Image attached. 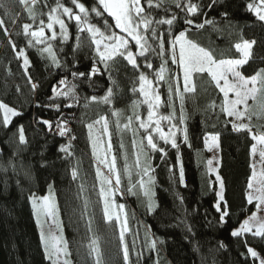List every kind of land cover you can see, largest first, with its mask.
Here are the masks:
<instances>
[{"label":"snow or ice","instance_id":"6c2138e0","mask_svg":"<svg viewBox=\"0 0 264 264\" xmlns=\"http://www.w3.org/2000/svg\"><path fill=\"white\" fill-rule=\"evenodd\" d=\"M217 3L218 0H210L208 4H204L203 0H0V10H3V17H7V20L0 17V30L9 37L8 44L14 58L20 62L30 91L35 94L40 84L33 80L29 71L32 61L27 49H35L48 62L47 67L59 70L58 79L51 85V94L48 96V101L53 103H37V107H53L60 115L55 121L41 119L36 123L44 125L48 133L65 138L66 142L58 147V152L63 154L61 159L74 158L72 142L77 138L70 127L71 120L62 113V108L80 106L88 109L92 104L109 107L113 119H110L109 114H98L86 127L95 159V178L99 183L102 215L106 222L115 221L119 226L124 264H138L143 252L137 253L136 262L130 259L136 242L134 239L130 248L125 240L126 233L131 230L129 215L125 205L117 204L115 198L117 194L142 197L146 212L149 215L156 213L160 205L155 199L153 154L159 153L161 160L166 159L168 146L177 153L176 160L180 164L179 184L187 187L180 143L192 147L189 142L186 102L191 99L195 103L198 80H206L208 86L216 91V99L204 108L209 118L220 120L223 117V127H230L235 133H244L251 141V172L244 193L246 206H250L251 210L246 218L238 222L237 227L231 229L230 234L242 239L246 252L240 255L245 260L251 258L258 261V264H264V257L247 240L248 236L264 240V215H261L264 213V123H260L264 121V67H256L251 73L246 71V66L251 67L257 58L254 51L257 41L245 38L243 32L231 44V49L238 54L234 56H226L223 51L217 53L215 49L205 47L193 38L194 31L209 27L216 32L228 31L231 35L232 26L227 11L220 13L226 22L223 28L215 18H209L205 11ZM17 4L22 11L15 10ZM245 7L257 21L264 24V0H247ZM25 13L31 23H23L21 31L15 33L25 39V46L20 47L11 39L13 33L9 31L8 23L15 27ZM70 25L75 27L74 37ZM73 38L74 43L69 45V59L64 45ZM81 53L90 61L83 71L77 59ZM154 58L160 61L158 66ZM260 60L264 63V57H260ZM8 71L11 74V70ZM121 74L129 81V91L133 97H137L129 105L130 115L113 107L116 96L121 92L118 79ZM96 78L107 80L104 94L81 95L82 85L95 90ZM165 87L166 98L162 92ZM16 92H21L19 85L16 86ZM142 107L145 113H141ZM162 107L167 111L161 112ZM69 115L74 118L73 114ZM22 116L21 110L0 99V126L5 129L15 126L14 135L18 136V145L27 146L29 141L24 125L14 121V118ZM112 128L121 134L119 157L113 150ZM125 132L132 134L131 163L123 143L122 134ZM178 134L182 136L180 142ZM204 144L210 152L213 149L219 150L220 133L207 134ZM21 151L18 148L6 162H0V171L7 174L11 169L14 174H18L16 158ZM118 158L123 159L120 167ZM220 166L221 159L218 156L204 161L205 175L214 177V180H208V188L214 195L211 207L217 214L214 220L217 225L224 226L229 224L232 211L226 199V184ZM20 169H24L22 163ZM24 174L28 176L30 171L26 170ZM70 174L74 181L79 178V161L71 167ZM125 178L127 183L121 190ZM79 187L83 192L84 184L81 183ZM48 188L49 194L46 196L36 197L33 193L29 197L37 217L45 258L50 264H72L69 243L63 236L62 227L57 225L58 233L53 232L51 226L45 232L41 221V217H44L45 222L48 218L55 222L57 217L53 185L49 184ZM177 198L183 206L184 197L177 194ZM87 203L85 201V208ZM197 211L193 209L192 214ZM183 212L184 217L180 223L187 232L192 233V225L186 219L188 210L184 208ZM208 223L212 224L213 221ZM87 227L91 231V219L87 221ZM145 227L144 246L159 256L158 245L164 244V241L152 233L150 225ZM87 247L88 255L95 257L94 264H105L98 238H90ZM225 247L222 241L219 242V248ZM154 264H161L160 259H156ZM212 264H215V260Z\"/></svg>","mask_w":264,"mask_h":264},{"label":"trees","instance_id":"16d2710c","mask_svg":"<svg viewBox=\"0 0 264 264\" xmlns=\"http://www.w3.org/2000/svg\"><path fill=\"white\" fill-rule=\"evenodd\" d=\"M203 2L208 4L210 0ZM246 3L247 0H218L212 9H205L209 18H215L221 28L225 27L226 22L220 13L227 11L228 21L232 26L231 35L228 31L216 32L209 27L199 32L194 31L192 36L205 47L213 48L217 53L223 51L226 56L238 55L231 49V44L239 39L240 32H243L247 39H255L257 44L254 51L257 58L251 63V67L246 66V71L251 73L256 67H264L260 60V57H264V24L247 11ZM15 10L22 11L18 4L15 5ZM0 17L7 20V17H3V10H0ZM23 23H31L26 13L21 16L15 27L8 23L9 31L13 33L11 39L20 47L25 46V39L15 33L21 31ZM70 31L74 37L75 27L70 25ZM8 39L9 37L0 30V99L23 112V116L14 118V121L24 125L29 143L27 146H19L18 136L14 135L16 127L5 129L0 126V149H3L0 152V162H6L15 150L22 149L20 156L16 158L18 174H14L11 169L7 174L0 171V264H49L35 222L32 201L29 199L33 193L36 197L48 193L49 184L53 185L58 210L55 224L56 227L57 225L62 227L63 236L69 243L72 264H94L95 257L88 255L87 247L92 237L99 240L105 264H124L119 226L115 221L106 222L102 215V202L96 188L98 182L95 178V159L92 156L89 130L86 127V124L96 119L98 114H109L110 119H113L109 107L92 104L88 109L80 106L72 109L62 108V113L71 120L70 127L77 138L72 142L74 158L61 159L63 154L58 152V147L66 142L65 138L48 133L44 125L36 123L41 119L55 121L60 115L53 107H37V103H53L48 101V96L51 94V85L58 79L59 70L47 67L48 62L42 59L35 49H27L29 59L32 61L29 71L33 80L40 84V88L33 94L20 62L14 58ZM72 43L74 38L64 45L65 52L69 53V59H71L69 45ZM84 51L87 52V48ZM77 59L80 61V70H86L90 61L85 58L84 53L79 54ZM159 63L160 61L155 59L157 66ZM8 69L11 70V74ZM121 72L123 73V69ZM118 79L121 92L116 96L113 107L130 115L129 105L137 97H133L129 91L131 85L123 74ZM96 84L95 90L82 85L81 95H103L108 86L107 80L96 78ZM17 85L21 88L20 93L16 92ZM197 86L195 103L191 99L186 102V111L189 115L187 127L192 147L180 143V157L187 187L179 184L180 164L176 160L177 153L168 146L166 159L161 160L159 153L153 154L155 199L160 205L156 213L149 215L144 203L137 196L117 194L115 198L116 203L125 205V211L129 215L131 230L126 233L125 240L130 248L134 239L136 242L130 259L136 262L137 253L143 252L138 264H154L156 259H160L161 264H212L213 260L215 264H255L251 258L245 260L240 255L246 252L242 239L234 238L230 234L231 229L251 210L244 200L246 180L251 172L249 168L251 141L246 134L235 133L230 127H223V117L220 120L209 118V113H206L204 108L211 100L216 99V91L208 86L206 80H198ZM162 92L166 98V87L162 88ZM140 111L145 113L146 110L142 107ZM166 111V108H161V112ZM69 113L73 114L74 118ZM111 130L113 150L119 157L118 145L121 134L116 133L114 128ZM215 133H220V173L225 180V195L232 211L229 224L224 226L215 223L214 218L217 214L211 207L214 195L208 188V180H214V177L206 176L204 167V161L207 160L204 139L207 134ZM122 136L131 163L132 134L125 132ZM181 140L182 136L178 134V142ZM77 161L79 178L74 181L70 169ZM21 163L24 169H20ZM117 163L118 167L122 166L123 159L118 158ZM26 170L30 171V175L25 176ZM81 183L84 184L83 192L79 187ZM126 183L125 178L121 190ZM177 194L184 197L183 206L180 205ZM85 201H88L86 208ZM184 208L188 210L186 219L192 225V233L187 232L185 226L180 223V219L184 217ZM193 209L198 211L192 214ZM206 212L208 215H205ZM89 219L91 231H88L87 227ZM209 221L213 223L209 224ZM147 225L151 226L156 237L164 241V244L158 245L159 256L155 252H149L144 246ZM247 240L251 247L264 255V240L251 236H248ZM221 241L226 245L225 248H219Z\"/></svg>","mask_w":264,"mask_h":264},{"label":"rangeland","instance_id":"374dc122","mask_svg":"<svg viewBox=\"0 0 264 264\" xmlns=\"http://www.w3.org/2000/svg\"><path fill=\"white\" fill-rule=\"evenodd\" d=\"M97 128H99V126H96ZM165 130H167V129H165ZM214 151V150H213ZM213 155L214 156H216L214 153H213ZM93 159H94V157H93ZM94 162H95V160H94ZM102 167V166H101ZM96 188H97V190L99 191V183H97V185H96ZM49 194V192L48 193H44V194H42V195H39V196H37V197H43V196H46V195H48ZM39 202V201H38ZM118 204V203H117ZM102 207H103V205H102ZM33 211H34V209H33ZM261 215H264V213H261ZM34 217H35V222L37 221V217H36V215L34 214ZM246 218V217H245ZM41 221L44 223V230H45V232H47L48 230H49V226H51V228H52V231L53 232H57L58 233V229H57V227H56V224H55V222L51 219V218H48L47 220H46V222H45V218L44 217H41ZM36 224H37V222H36ZM37 229H38V232H39V235H40V229L38 228V226H37ZM258 252V251H257ZM262 257H264V255H262V254H260ZM255 262V264H258V261H254Z\"/></svg>","mask_w":264,"mask_h":264},{"label":"bare ground","instance_id":"6f19581e","mask_svg":"<svg viewBox=\"0 0 264 264\" xmlns=\"http://www.w3.org/2000/svg\"><path fill=\"white\" fill-rule=\"evenodd\" d=\"M203 146H204L205 150L207 151V159L212 158V157L214 156L213 153H214L216 156L219 157V150H217V149H213L214 151H211V152H210V151L207 150V148L205 147V144H204V143H203ZM160 159H161V158H160ZM173 167H174V166H173ZM140 199H141L140 201L142 202V197H141ZM249 214H250V212H249L247 215H249ZM245 217H246V216H245ZM245 217H244V218H245ZM244 218H243V219H244ZM237 226H238V225H237ZM237 226H236V227H237ZM48 261H49V260H48ZM49 264H50V261H49Z\"/></svg>","mask_w":264,"mask_h":264},{"label":"crops","instance_id":"0c3cea01","mask_svg":"<svg viewBox=\"0 0 264 264\" xmlns=\"http://www.w3.org/2000/svg\"><path fill=\"white\" fill-rule=\"evenodd\" d=\"M251 162H252V158H251Z\"/></svg>","mask_w":264,"mask_h":264}]
</instances>
